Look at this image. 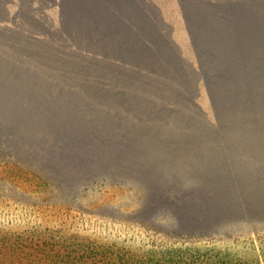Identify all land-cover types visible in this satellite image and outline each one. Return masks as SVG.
Here are the masks:
<instances>
[{"label": "rangeland", "instance_id": "rangeland-1", "mask_svg": "<svg viewBox=\"0 0 264 264\" xmlns=\"http://www.w3.org/2000/svg\"><path fill=\"white\" fill-rule=\"evenodd\" d=\"M6 213L264 264V0H0Z\"/></svg>", "mask_w": 264, "mask_h": 264}, {"label": "trees", "instance_id": "trees-1", "mask_svg": "<svg viewBox=\"0 0 264 264\" xmlns=\"http://www.w3.org/2000/svg\"><path fill=\"white\" fill-rule=\"evenodd\" d=\"M9 180L16 177L10 175ZM6 214L0 223V264H240L186 243L101 242L38 221L22 227Z\"/></svg>", "mask_w": 264, "mask_h": 264}]
</instances>
